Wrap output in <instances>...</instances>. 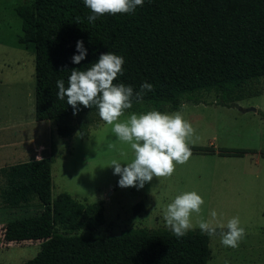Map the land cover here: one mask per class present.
Returning <instances> with one entry per match:
<instances>
[{"label":"trees","instance_id":"obj_1","mask_svg":"<svg viewBox=\"0 0 264 264\" xmlns=\"http://www.w3.org/2000/svg\"><path fill=\"white\" fill-rule=\"evenodd\" d=\"M22 20L19 41L35 52V118L53 120L61 136L101 122L95 106L74 109L57 98V81L72 69L86 70L101 54L123 57L115 83L139 92L154 86L128 111L149 107L171 112L200 94H232L250 80L264 77V0H144L129 13L105 14L95 23L84 0H33L15 8ZM79 18V19H78ZM86 58L74 64L77 41ZM238 88V89H237ZM0 169L4 207H42L32 216L7 222L10 243L39 240L40 250L21 264H208L210 236L190 229L177 238L167 228H129L118 235L92 234L103 225L104 200L85 204L68 192L52 197L53 159L42 156ZM145 203L135 205L137 212Z\"/></svg>","mask_w":264,"mask_h":264},{"label":"rangeland","instance_id":"obj_2","mask_svg":"<svg viewBox=\"0 0 264 264\" xmlns=\"http://www.w3.org/2000/svg\"><path fill=\"white\" fill-rule=\"evenodd\" d=\"M25 1L33 0H0V126L18 121L20 127L4 133L27 139L35 150L39 142L46 146L43 156L53 159L52 197L68 192L85 204L104 200L105 223L86 233L118 235L129 228L170 229L163 219L164 209L177 195L195 191L204 204L199 215L192 214L191 229L202 232L201 218L216 229L209 235L212 255L208 264H264V77L250 80L232 94L204 92L199 96L202 101L186 102L171 112L152 107L143 112L125 110L120 121L132 113L178 112L191 123L194 133L187 140L191 157L177 164L170 177H154L142 189L121 188L120 176L108 166L112 160L131 162L133 153L129 145L118 141L112 125L101 120L90 125L86 136L79 129L61 136L55 121L36 120L35 52L32 44L19 41L22 20L15 10ZM29 153L20 161L33 158L34 150ZM1 182L0 177V186ZM35 201L15 208L0 202V264H21L40 250L39 240L8 243L2 235L7 222L41 211ZM141 201L145 207L139 213L135 205ZM212 211L217 213L215 219ZM234 217H239L245 236L238 247H225L222 233Z\"/></svg>","mask_w":264,"mask_h":264},{"label":"clouds","instance_id":"obj_3","mask_svg":"<svg viewBox=\"0 0 264 264\" xmlns=\"http://www.w3.org/2000/svg\"><path fill=\"white\" fill-rule=\"evenodd\" d=\"M143 3L144 0H84L91 12L87 17L90 23H95L105 14L129 13L137 6H143ZM76 50L78 54L72 57V62L80 64L87 56L82 40L77 41ZM124 63L123 57L112 52L101 54L98 62L86 70L72 69L67 87L64 80H58L56 95L62 101L67 98V104L72 106L74 114L78 113L80 105L97 108L99 117L106 124L112 125L118 141L129 145L133 153L131 162L122 164L112 160L108 167L114 168V175L120 176L118 184L121 188L142 189L154 177H170L177 164L183 165L189 160L192 153L187 140L193 135L194 129L178 112L132 113L127 120L120 121L125 110L133 107L134 100L141 102L146 91L154 90V86L147 82L141 85L139 92H134L132 86L124 83L114 84L118 75L123 74ZM41 159V156H36L37 161ZM203 204V198L195 191L177 195L164 209L166 226L177 238L185 236L193 227L192 214L199 215ZM210 215L213 219L217 217L215 211ZM198 227L208 235L216 232L211 222L203 218L199 220ZM220 227L223 228L224 225L221 224ZM226 227L228 231L222 233L221 243L225 247H238L245 236L239 217L230 219Z\"/></svg>","mask_w":264,"mask_h":264},{"label":"crops","instance_id":"obj_4","mask_svg":"<svg viewBox=\"0 0 264 264\" xmlns=\"http://www.w3.org/2000/svg\"><path fill=\"white\" fill-rule=\"evenodd\" d=\"M13 124L14 122H12L10 125L5 124L2 127L0 126V133L4 135H0V169L5 166L13 165V163L10 161H17L16 163H18L21 162V159L26 157L28 158V156L31 155L29 153L31 150H34L33 158H36L37 155L42 157L44 155L43 151L46 150V146L40 142L37 150H35L34 147H31L29 144L30 142L27 139L24 140L23 138L20 140L19 135L18 137H14L4 133L8 132L10 128L14 129L18 126H21V124L19 125L18 121L14 125ZM33 158H29V160Z\"/></svg>","mask_w":264,"mask_h":264},{"label":"water","instance_id":"obj_5","mask_svg":"<svg viewBox=\"0 0 264 264\" xmlns=\"http://www.w3.org/2000/svg\"><path fill=\"white\" fill-rule=\"evenodd\" d=\"M251 110L256 111V108H253V107H252Z\"/></svg>","mask_w":264,"mask_h":264}]
</instances>
